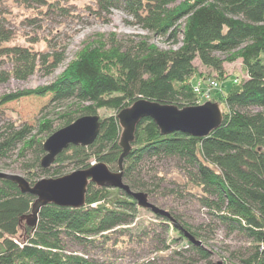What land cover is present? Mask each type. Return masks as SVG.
<instances>
[{"label": "trees", "instance_id": "obj_1", "mask_svg": "<svg viewBox=\"0 0 264 264\" xmlns=\"http://www.w3.org/2000/svg\"><path fill=\"white\" fill-rule=\"evenodd\" d=\"M22 1L36 3L40 12L48 14L55 10L65 12L68 6H76L74 1L78 0ZM86 3L96 14L122 10L144 30L179 46L164 50L144 38L102 39L82 48L48 85L3 95L0 105L46 95L55 104L74 100L77 108L62 113L58 128L83 115H99L102 108L114 113L99 115L101 127L92 144L70 145L46 169L41 166L46 153L43 143L57 129L51 120L42 121L36 133L28 124L12 129L0 140V159L19 146L22 155L33 151L35 161L24 168L30 184L49 171L51 176L64 174V167L69 164L88 168L93 161L103 162L117 171L122 153V126L117 114L140 97L179 107L197 105L192 77L202 74L194 60L198 58L202 65L222 71L225 59L217 53L238 50L247 77L232 82L222 97L225 108L220 107L223 113L220 126L204 137L182 131L162 134L152 118H143L137 125L132 149L123 161L124 181L134 191L151 194L154 180L164 178L154 174L147 180L142 164L151 159H175L183 173L182 190L195 191L200 203L209 208L228 232L239 231L250 239V248L238 257L239 264H264V0ZM64 50L51 47L39 51L33 45L17 42L13 30L0 15V83L11 78L26 80L36 71L54 72L65 58ZM7 64L9 69L4 68ZM253 107L259 110L250 111ZM45 132L44 137L40 136ZM35 200L34 195L23 193L13 181L0 177V264H97L69 251V243L97 246L111 242L117 247L141 241L151 233L144 223L136 222L141 207L119 188L98 186L90 181L84 206L47 204L40 209L36 225L29 226L26 217L31 214ZM170 214L179 223L180 217L173 211ZM154 218L159 220L162 231L174 232L168 239L152 228L157 250H168L185 241L187 248L183 250L189 248L204 259L210 257L205 247L190 242L170 218L159 214ZM181 225L200 237L198 229H191L185 222ZM174 252L182 254L181 250Z\"/></svg>", "mask_w": 264, "mask_h": 264}, {"label": "rangeland", "instance_id": "obj_2", "mask_svg": "<svg viewBox=\"0 0 264 264\" xmlns=\"http://www.w3.org/2000/svg\"><path fill=\"white\" fill-rule=\"evenodd\" d=\"M74 2L76 6H68V10L65 12L55 10L45 14L43 10L40 12L41 7L36 3H24L22 0H0V15L6 26L13 30L17 42L33 45L39 51H47L51 47L59 50L65 49V58L54 72L45 74L42 71H36L26 80L11 78L5 83H0V98L11 92L48 85L62 73L70 61L77 57L82 48L102 39L109 41L110 38H119L127 41L144 38L164 50L179 46V44L167 40L166 37H159L144 30L135 23L132 16L122 10L112 9L109 14L105 12L96 14L87 8L88 3L86 2L89 0ZM181 22L183 23V20ZM217 56L225 59L222 71L202 65L197 58L194 60V64L202 76L192 77V82L201 81V84L205 86L208 81L217 80L218 85L211 87V94L208 97L210 99L195 93L196 103L203 104L211 101L218 103L221 108H225L222 97L232 82L236 83L245 79L247 75L243 70V61L238 50L230 53L219 52ZM4 68L9 69V65H5ZM76 108L74 100H65L60 104H55L51 103L49 95L26 97L2 104L0 105V140L12 129H20L27 124L35 128L34 133H36L40 123L45 120H51L55 129L62 128L63 126L58 128L62 123V113ZM257 110H259L257 107L250 108V111ZM98 112L102 116L114 113V110L102 108ZM45 134L46 132L40 136L44 137ZM33 161H35L34 152L29 150L22 155L19 146L8 156L0 159V171L25 177L24 168ZM94 163L93 161L92 164ZM64 168L65 173L62 175L79 169L71 164ZM142 172L147 180H151L150 176L154 174H160L164 179L163 181L154 180V185L150 186L151 194L144 190L137 191L146 192L149 201L157 207L176 213L180 217L179 223L185 222L191 229H198L200 237H196V239L201 241L198 246L205 247L210 252V257L204 259L189 248L183 250L182 248H187L185 241L172 245L168 250H157V240L152 238V228L162 237L168 236V239L174 236V232L172 230H169L168 233L162 231L160 228L162 226H159L158 223L159 220L154 218L155 213L143 207L137 213L136 222L144 223L145 228L151 232L146 234L143 240L133 241L130 245L121 243V246L117 247L111 242L97 246L72 242L69 243V251L84 255L97 264H208L209 262L217 264L218 261H222L223 264H239L238 257L245 254L250 248V239L239 231L228 232L209 208L200 203L198 195L193 193L195 191L189 193L182 190L183 173L175 159L147 160L142 164ZM43 177L55 178L59 176H51V171H49ZM169 223L172 225L171 221ZM133 225L135 223L130 226ZM115 236L113 237L115 238ZM153 237L157 238L156 235ZM176 249L181 250L182 254H176L174 252Z\"/></svg>", "mask_w": 264, "mask_h": 264}, {"label": "water", "instance_id": "obj_3", "mask_svg": "<svg viewBox=\"0 0 264 264\" xmlns=\"http://www.w3.org/2000/svg\"><path fill=\"white\" fill-rule=\"evenodd\" d=\"M117 117L122 126L120 138L122 153L119 157L117 171H112L103 162H95L88 168H79L59 177H43L34 184H30L25 177L20 175H11L0 171V177L16 183L23 193H30L36 197L32 212L26 217L27 224L29 226L36 225L40 209L50 203L72 208L84 206L87 186L92 181L98 186L124 190L136 200L138 206L170 218L176 228L184 231L190 242L200 245L201 241L184 230L170 212L151 203L146 192L134 191L130 188L124 181L123 161L132 149L137 125L143 118H152L162 134L182 131L192 136L204 137L222 123L223 113L219 104L207 101L203 104L179 107L140 97L131 106L122 109ZM100 127L99 115H83L72 123L55 130L43 143L46 153L41 159V166L44 169L50 167L56 156L70 145L87 146L92 144L99 134ZM217 264L223 263L218 261Z\"/></svg>", "mask_w": 264, "mask_h": 264}, {"label": "built area", "instance_id": "obj_4", "mask_svg": "<svg viewBox=\"0 0 264 264\" xmlns=\"http://www.w3.org/2000/svg\"><path fill=\"white\" fill-rule=\"evenodd\" d=\"M201 83H202L201 81L193 83V91L197 95H200L201 97H204L206 99H210L208 97H210V94H211V87L218 85L217 80L212 79V80L208 81V84H206L205 86H203Z\"/></svg>", "mask_w": 264, "mask_h": 264}]
</instances>
